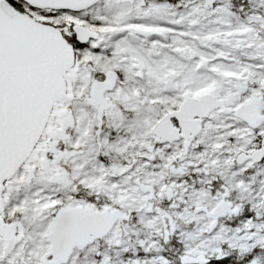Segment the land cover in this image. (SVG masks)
Returning a JSON list of instances; mask_svg holds the SVG:
<instances>
[{"label": "snow or ice", "instance_id": "snow-or-ice-1", "mask_svg": "<svg viewBox=\"0 0 264 264\" xmlns=\"http://www.w3.org/2000/svg\"><path fill=\"white\" fill-rule=\"evenodd\" d=\"M0 264H264V0H0Z\"/></svg>", "mask_w": 264, "mask_h": 264}]
</instances>
